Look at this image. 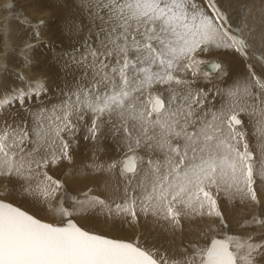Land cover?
Instances as JSON below:
<instances>
[{
  "label": "snow or ice",
  "instance_id": "obj_1",
  "mask_svg": "<svg viewBox=\"0 0 264 264\" xmlns=\"http://www.w3.org/2000/svg\"><path fill=\"white\" fill-rule=\"evenodd\" d=\"M72 7L75 39L60 56L61 84L53 90L18 74L19 83L0 90V180L8 186L0 264H264V233L233 234L222 211L225 201L252 205L258 213L248 224L264 227V66L252 63L264 65V54L233 32L220 0ZM12 8L9 0L4 11ZM205 54L231 56L245 72L230 82L223 61ZM81 141L112 145L108 160L76 171L99 173L106 195L73 194L64 183ZM76 217L121 226L151 218L172 232L197 217L218 226L169 252Z\"/></svg>",
  "mask_w": 264,
  "mask_h": 264
},
{
  "label": "bare ground",
  "instance_id": "obj_2",
  "mask_svg": "<svg viewBox=\"0 0 264 264\" xmlns=\"http://www.w3.org/2000/svg\"><path fill=\"white\" fill-rule=\"evenodd\" d=\"M7 3H9V0H0V90L19 83L16 79L18 74L24 75L26 79L31 81L44 80L49 87L54 90L57 85L61 84L64 75V70L62 69V64L60 62L61 53L63 50L69 49L72 41L75 39L76 12L72 7V0H11L13 8L4 11V6ZM235 15H238L237 10L235 11ZM235 15H228L229 23L232 25L234 33L236 32V28H238L237 24L240 23H236V21L239 20L231 21V17L235 18ZM14 16L19 17V20L12 19ZM246 18L248 17H245V19ZM40 21H43V23L40 24ZM244 21V24L242 23L243 25L241 26H244L248 30L247 21ZM33 25H38V28L33 27ZM261 29L262 28H260L261 33L259 32L260 34L255 37V42H253L252 39L254 38V35L253 37L251 36V38L248 35L249 30L247 32L245 31L247 33L245 37L248 36L246 40L249 41L247 42V45L250 52H252L251 49H254V52L264 54V34L262 35ZM37 30L40 32V35H33ZM242 32L244 31L242 30ZM242 32L241 35L244 36ZM251 44L253 48L250 49L249 46ZM24 49H27V52H25ZM212 57L203 59L216 62L223 61V67L231 73L230 82L239 80L245 72L244 65L233 59L231 56L225 55L219 57L220 60H218L216 56ZM214 57H216V59ZM25 58L30 60V63L25 64ZM255 61H257V59L253 58L252 63L259 72V65H256ZM260 65L264 66L261 62ZM249 131L251 132V128ZM112 156V145L109 142L93 143L81 141L76 149L73 165L64 170L63 180L65 185L73 194L91 189L93 195H106L103 188V179L99 173L77 175L76 171L77 169L87 171L84 169V165L91 164L94 160L97 162H103ZM7 191L8 186L0 180V197L5 196ZM10 199H15V202L20 203L23 201V206L25 208H31L30 204L24 199V197L15 196V194H13V197ZM239 207L241 208L245 206L235 202H223L222 211L226 221L228 220V213H235ZM243 210H240L241 214H238L243 218L242 222L239 218L238 222L241 224H235L232 226L235 227L232 229L233 234H241V231L242 233L245 231V236L252 235L254 238L257 237V235L260 236L261 233L264 232V227L248 224L253 217L248 218V214L246 215L243 213ZM32 211H36L38 216L43 217L50 222L57 219L56 216L44 210L32 209ZM246 211L247 210L244 212ZM255 211V215H257V209H255ZM76 218H78V223L86 228L96 229L95 231H104L107 229L110 231V234L112 233L119 237L131 238L135 236L136 238H139L141 242H145L147 239L148 244H153L152 238L158 235L155 231H160L161 234L165 233L167 236H170L169 241L170 238L172 239L170 243L178 245V248H180L179 246L182 244L187 245L190 242L202 240L203 234H210V229L218 226V221L211 218L197 217L191 220H182L181 230L172 232L167 231L159 223H153L151 218L148 220L142 218L138 224L131 226H121L119 224H114L113 222L111 223V221L109 223V220L104 217ZM233 219L236 220L238 218ZM246 224H248V226L246 228L242 227L241 229V226ZM150 234L152 235L150 236ZM153 235L155 236L153 237ZM159 235V238L156 237L158 241L163 234ZM160 242H158L159 245L155 242L154 244L161 246ZM168 243L166 244L165 242V246L170 245ZM173 248L174 247H171L169 249L171 250Z\"/></svg>",
  "mask_w": 264,
  "mask_h": 264
},
{
  "label": "rangeland",
  "instance_id": "obj_3",
  "mask_svg": "<svg viewBox=\"0 0 264 264\" xmlns=\"http://www.w3.org/2000/svg\"><path fill=\"white\" fill-rule=\"evenodd\" d=\"M231 3V4H230ZM234 3H236V4H234ZM220 6H221V8L222 9H225V10H223V11H225V12H227V14L229 13V14H231V15H235V11L237 10L238 11V15H235V18L234 17H231V21L233 22V20H239V21H236V23H238V22H240L239 24H240V27H239V24H237V26H238V28H236V29H239V35H241V32H242V30L245 32H247L248 30H249V33H248V35L251 37H253V35H254V38H252L253 39V42H255V37H257L258 36V34H260L261 32H260V28H262L261 30H262V35L264 34V0H220ZM238 4V5H237ZM243 4V5H242ZM249 4V5H248ZM261 5V6H260ZM263 5V6H262ZM229 6H230V8H229ZM251 6V7H250ZM238 9H237V8ZM252 12V13H251ZM261 12V13H260ZM228 14V15H229ZM262 16V17H261ZM245 17H248V18H246L245 19ZM237 18V19H236ZM244 20H246L247 21V24H248V30H247V28H245L244 26H241V25H243L244 24ZM252 20H254V21H252ZM253 22V23H252ZM243 23V24H242ZM250 24V25H249ZM257 27V28H256ZM243 28H245V29H243ZM241 29V30H240ZM242 32V34H244V36L243 35H241V36H243L244 38H245V40L247 39V37H245V35H247V33L245 32ZM260 32V33H259ZM252 41V40H251ZM246 42H249V41H247L246 40ZM256 42H258V41H256ZM250 43H252V42H250ZM250 47V49L251 48H253L252 47V44L249 46ZM251 51L252 52H254V49H251ZM208 57H212V56H208V55H204L202 58H208ZM213 58V57H212ZM215 59H216V57H214ZM210 59V58H209ZM218 60H220L219 58H217ZM255 63H256V65H259L258 67L259 68H261L262 66L260 65V61L259 60H257V61H255ZM260 70V69H259ZM17 204H20V202H16ZM24 207V206H23ZM240 208V207H239ZM238 208V210H236V212L235 213H230V214H232V215H230L229 213H228V220H227V222H228V224L231 226V228L232 229H234L235 227H232L233 225H235V224H241L240 222H238L239 221V218H240V221L242 222V217L240 216V215H238V214H241L240 213V210L242 211L243 209V213H245L246 215L248 214V218L249 217H253L254 215H255V213H256V211H255V209L256 208H254L252 205H249V206H245V207H241L240 209ZM245 210H247L246 212H244ZM253 210V211H252ZM253 212V213H252ZM257 213H258V209H257ZM250 214V215H249ZM252 214V215H251ZM238 218V219H236V220H234L233 218ZM76 219V221L78 222V218H75ZM233 219V220H232ZM109 223H110V220H109ZM111 223H112V221H111ZM236 228H238V227H236ZM241 229H242V227H241ZM94 230V229H93ZM96 230V229H95ZM97 232H101V233H104V234H108V235H110V236H116L115 234H110L109 232L110 231H108L107 229H105L104 231H97ZM155 232H157V234L159 235V232L160 231H155ZM154 232V233H155ZM245 232V231H244ZM244 232L242 233V231H241V234H243L244 235ZM264 233V232H263ZM153 234V233H152ZM152 234H150V236L152 235ZM156 234V233H155ZM163 234V235H162ZM161 234V232H160V235H162L161 236V238H163V239H161L160 238V240L158 241V239L157 238H159L158 237V235H153V237L155 238H152V242H153V244H154V242L156 243V244H158V242H160L161 240H163V241H161L160 242V245L161 246H163L162 248L163 249H166V250H168L169 252H172L173 250H178L179 248H178V245H174V244H171L170 242H171V238H170V241H169V237L170 236H167V234H165V233H162ZM262 234V233H261ZM159 235V236H160ZM149 236V237H150ZM166 238H165V237ZM254 236H256V235H254ZM157 237V238H156ZM259 236L257 235V237H255V238H258ZM125 238H129V237H125ZM168 238V239H167ZM129 239H136V237L134 236V237H131V238H129ZM154 239V240H153ZM156 240V241H155ZM166 240V241H165ZM166 242V244L168 243V244H170V245H166L165 246V242ZM162 243H163V245H162ZM159 245V244H158ZM160 246V247H161ZM165 246V247H164ZM181 246H185V244H182ZM181 246H179V247H181ZM171 247H174L173 249H169V248H171ZM176 247V248H175Z\"/></svg>",
  "mask_w": 264,
  "mask_h": 264
}]
</instances>
